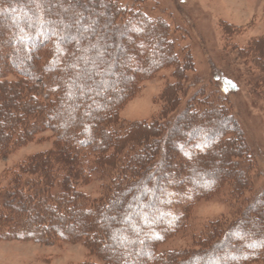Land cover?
I'll list each match as a JSON object with an SVG mask.
<instances>
[{"label":"trees","instance_id":"16d2710c","mask_svg":"<svg viewBox=\"0 0 264 264\" xmlns=\"http://www.w3.org/2000/svg\"><path fill=\"white\" fill-rule=\"evenodd\" d=\"M60 1L72 7L0 0L17 12L0 33V154L48 130L54 139L19 167L14 180L25 184L3 192L0 222L19 228V240L81 242L98 260L84 264H264V190L230 221L217 219L193 235L191 248L159 251L184 231L196 200L224 185L238 204L250 192L235 121L222 106L201 108L198 93L176 112L181 74L192 61L189 54L178 60L162 22L141 21L134 11L125 22L118 0ZM168 64L176 83L164 110L176 114L164 123L120 122L138 83ZM93 176L107 189L90 199L79 187Z\"/></svg>","mask_w":264,"mask_h":264},{"label":"rangeland","instance_id":"374dc122","mask_svg":"<svg viewBox=\"0 0 264 264\" xmlns=\"http://www.w3.org/2000/svg\"><path fill=\"white\" fill-rule=\"evenodd\" d=\"M52 1L50 7L57 12H67L72 7L63 6L60 0ZM117 2L124 12L121 20L130 21L128 14L134 11L140 14L141 21L145 19L162 22L167 28L169 42L178 60L181 61L185 55H190L191 69L181 74L182 92L175 93L178 97L176 112L184 110L187 102L196 93L204 104L201 108L222 106L235 121L233 126L248 154L242 167L246 169L251 190L244 193L245 199H240L239 204L231 202V186L224 185L210 197L196 200L188 210L184 231L158 246L160 252L182 251L192 247V236L198 235L206 225L220 218L230 221L245 202L251 201L256 193L264 190V72H261L264 68V0ZM9 13L17 15L15 10L0 7V33L7 31L5 24L11 20L7 16ZM140 20L138 18V21ZM58 23H61L60 16H57L54 25ZM96 25L98 24L94 21L92 28ZM129 31H133V26ZM56 36L55 33L51 39H56ZM137 39L135 38L136 41ZM121 40L124 42L126 39L122 37ZM1 59L3 58L0 56ZM157 59L156 57L153 62ZM28 62L29 60H26L25 64ZM173 71L174 67L168 64L140 81L134 95L119 109L118 120L126 125L139 122L164 123L175 115L172 107L164 110L167 107L164 97L167 88L176 83ZM11 78L12 76L8 77ZM53 140L52 132L48 130L38 134L33 141L22 146H10L9 151L0 154V206L4 200L3 192L8 191L12 183L15 185L17 182L20 187L25 184L23 177L14 180L19 167L30 156L50 150ZM220 157L218 161L221 160ZM218 166L216 163L215 167ZM199 177L201 185L208 183L201 173ZM79 189L90 199H95L105 193L107 185L97 176H93L87 185H81ZM27 193L28 191L25 192ZM129 223L125 221L124 225ZM19 230L9 221L0 222V264L98 263L81 242L55 240L53 243H41L30 239L29 236L19 240ZM116 243L119 246L122 239L117 238Z\"/></svg>","mask_w":264,"mask_h":264}]
</instances>
